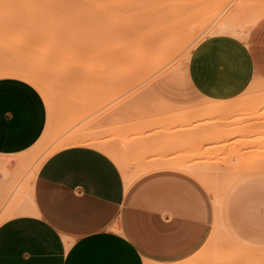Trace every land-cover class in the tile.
<instances>
[{"label": "crops", "instance_id": "1", "mask_svg": "<svg viewBox=\"0 0 264 264\" xmlns=\"http://www.w3.org/2000/svg\"><path fill=\"white\" fill-rule=\"evenodd\" d=\"M253 30L248 39L211 36L193 50L188 78L213 117L154 140V168L143 178L128 182L124 151L106 134L46 156L29 181L30 203L0 222V264H264V162L240 170L264 158V138L256 139V120L231 117L251 80L264 78L255 68L264 61V20ZM46 120V101L34 85L0 77V157L34 145ZM160 149L164 157L156 158ZM16 163L6 179L0 173V191ZM237 170L217 209L215 195L205 192L215 189L207 178ZM215 221L229 240L213 251L204 242Z\"/></svg>", "mask_w": 264, "mask_h": 264}, {"label": "rangeland", "instance_id": "2", "mask_svg": "<svg viewBox=\"0 0 264 264\" xmlns=\"http://www.w3.org/2000/svg\"><path fill=\"white\" fill-rule=\"evenodd\" d=\"M173 14L178 17L173 22L176 28L187 27L184 35L173 34ZM164 19L169 20L171 35L164 34ZM263 20L264 0H0V65L57 67L53 77L46 79L51 85L50 101L44 96L50 122L46 143L27 149L25 163L7 179L6 195L0 199V222L20 211L11 204L15 187L21 183L26 193L22 202L27 203L28 182L39 163L59 142L70 138L92 142L93 137L106 134L124 151L120 162L132 170L128 178L136 181L146 176L154 168V140H165L172 128L176 135L191 132L198 126L194 123L213 117L200 104L205 99L196 95L187 74L196 46L220 34L248 39ZM106 35H110L109 45L97 54L100 50L93 48ZM261 48L259 44L253 49ZM89 49L96 53L87 54ZM255 68L263 70L264 61H256ZM235 100L239 109L231 117L256 120V139H263L264 78L254 77ZM186 111H193L188 121L178 116ZM104 117L110 118L106 125L100 122ZM161 150L155 151L156 158L164 157ZM213 159L221 160L219 154ZM263 162L264 158L251 161L240 170ZM240 170L213 172L206 181L215 189L205 192L219 198ZM219 232L204 242L213 251L226 244L222 235L217 237Z\"/></svg>", "mask_w": 264, "mask_h": 264}, {"label": "bare ground", "instance_id": "3", "mask_svg": "<svg viewBox=\"0 0 264 264\" xmlns=\"http://www.w3.org/2000/svg\"><path fill=\"white\" fill-rule=\"evenodd\" d=\"M174 15L175 14H173V16H171L170 18H171V21H172V23L174 22V21H177V19H178V17L175 19V17H174ZM167 17V16H166ZM180 17V16H179ZM168 18V17H167ZM167 18H165V19H167ZM182 18V17H181ZM163 20V22H164V26H163V28H165L164 30L166 31V33H164V34H166L167 35V33H168V35L170 34L171 35V27H169L170 25L169 24H166V22H169V20L167 21V20ZM175 19V20H174ZM184 19V18H183ZM251 20V19H250ZM181 22H182V19H181ZM167 25H168V27H167ZM178 25H179V23H178ZM184 25V24H183ZM183 25H179L178 26V28H176L175 26H174V23H173V28H174V31H173V34H182V35H184L183 34V32H185V28H187V27H185V26H183ZM181 26V27H180ZM168 29V30H167ZM180 29V30H179ZM184 29V30H183ZM179 30V31H178ZM164 32V31H163ZM179 32V33H178ZM188 33V32H187ZM116 34H118V32H116ZM118 36H119V34H118ZM117 37V36H116ZM109 39H110V35H106L105 37H104V39H102L101 41H99L98 42V44H96V46H95V48H93V50H100V52L99 51H96L97 52V54L98 53H100V54H102L103 52L102 51H105L104 49V47H106L107 48V46L109 45ZM101 48H102V50H101ZM90 49H91V47H90ZM86 50V52L88 51H91V54H93V53H96V52H94V51H92V50ZM88 52H87V54H88ZM90 53V52H89ZM92 56H95V55H92ZM42 71V72H41ZM56 71H57V67L54 65V66H52V65H50V64H48L47 66H46V68H42V69H38V68H36V67H34V66H30V65H26V64H23V63H19V62H13V63H10V64H6V65H0V77L1 76H16V77H20V78H23V79H25L26 81H28V82H30L32 85H34L39 91H40V93H41V95L44 97H46L47 99L46 100H49V98H50V94H51V85H50V83H48V81L46 80V79H48V80H50V77H53V75L56 73ZM43 73V74H42ZM43 75H45V77L43 76ZM44 97V98H45ZM50 101V100H49ZM207 108V107H206ZM208 109H210V108H208ZM210 110H212V109H210ZM207 111V110H206ZM193 111H191V113H192ZM191 113H187V111H186V114L185 115H187V116H182L181 115V113L178 115V116H180V118H184V119H186L187 121H188V118H186V117H188V116H190L191 117V115H189V114H191ZM177 116V115H176ZM183 119V120H184ZM49 120V119H48ZM182 120V121H183ZM47 121V120H46ZM179 121H181V119H179ZM185 121V120H184ZM49 124H50V122L48 121V122H46V126H45V129H44V131H43V133L41 134V136L39 137V139L36 141V143H34V145H32V146H36V147H40L41 145H42V143H44L45 141H46V137H47V134H48V129H49ZM91 140L89 139V138H70V139H67V140H64V141H62V142H59V144H57L56 145V147L55 148H53L51 151H49L47 154H46V156H48V155H50L51 153H53V152H55L57 149H59V148H62L63 146H65V145H70V144H74V143H81V142H84V143H92V142H90ZM46 143V142H45ZM29 149V148H28ZM27 151V150H26ZM200 153V152H199ZM202 154V153H201ZM14 157H12V156H10L8 159H4L3 157H0L1 159H3V160H5V161H2V160H0V173H2V178L3 179H6V176L5 175H7V173L9 172V170H10V168H11V165H12V163H11V165H10V162L12 161V160H15V163L16 164H18V165H20V166H22L25 162H24V157H26V156H28V154L26 155V153H25V151H24V155H23V152L21 153V154H16V155H13ZM23 156V157H22ZM12 157V158H11ZM26 159V158H25ZM27 161V160H26ZM40 164V163H39ZM161 165V164H160ZM177 165V164H176ZM162 166V165H161ZM184 166V165H183ZM184 168V167H183ZM190 168V167H189ZM194 167H192V169H193ZM197 168V167H196ZM184 169H186V168H184ZM190 170V169H189ZM196 170V169H195ZM194 170V171H195ZM148 171V170H147ZM195 172H199V171H195ZM143 173V172H142ZM202 177H203V175H201ZM33 177V176H32ZM28 178H31V177H28ZM2 179V180H3ZM129 180L130 179H128V182H129ZM28 181V180H27ZM31 181V180H30ZM23 183H27V182H22V184ZM29 183V182H28ZM24 187H25V185H24ZM225 189V188H224ZM32 190V189H31ZM224 191V190H223ZM30 193V192H29ZM23 194H26L25 192H24V189H23V187H21V183H20V185L17 187H15V189H14V192H13V196H12V199H11V204L13 205H15V206H19L18 207V209L21 211V209H25L24 208V206H26L27 205V203H23L22 202V198H23ZM6 195V191H5V188L2 186V188H1V191H0V199H1V197H3V196H5ZM25 196V195H24ZM216 197V196H215ZM27 198V197H26ZM24 199H25V197H24ZM25 202H26V200H24ZM215 201H216V207H217V209H218V196L215 198ZM28 203H30V202H28ZM23 204H24V206H23ZM26 204V205H25ZM30 205V204H29ZM29 208H27V210H28ZM33 209V208H32ZM30 210V209H29ZM13 211H15L14 209H13ZM13 211H11V212H13ZM32 211V210H31ZM26 212V211H25ZM219 229V230H218ZM221 230V233H220V235L219 236H217V237H220L221 235V238H222V240L224 241V242H226V241H228L229 240V238L227 237V235L225 234V232H224V230H223V227L221 228L220 227V224H218V222L217 221H215V223H214V225H213V227H212V230H211V232H210V236L209 237H213L214 236V234L216 233L217 234V232L218 231H220ZM209 239H211V238H209ZM211 241V240H210ZM214 242L215 241H217V239H215V240H213Z\"/></svg>", "mask_w": 264, "mask_h": 264}]
</instances>
